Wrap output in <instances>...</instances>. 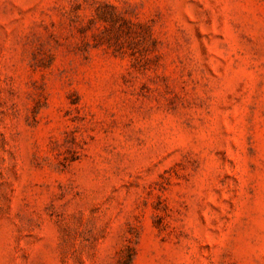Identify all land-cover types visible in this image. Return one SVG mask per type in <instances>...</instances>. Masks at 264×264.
<instances>
[{
    "label": "rangeland",
    "instance_id": "rangeland-1",
    "mask_svg": "<svg viewBox=\"0 0 264 264\" xmlns=\"http://www.w3.org/2000/svg\"><path fill=\"white\" fill-rule=\"evenodd\" d=\"M0 264H264V0H0Z\"/></svg>",
    "mask_w": 264,
    "mask_h": 264
}]
</instances>
